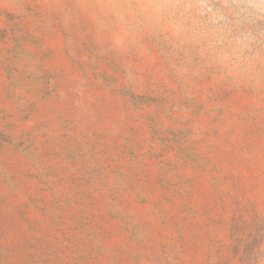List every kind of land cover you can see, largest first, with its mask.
<instances>
[{"label":"rangeland","instance_id":"obj_1","mask_svg":"<svg viewBox=\"0 0 264 264\" xmlns=\"http://www.w3.org/2000/svg\"><path fill=\"white\" fill-rule=\"evenodd\" d=\"M0 264H264V0H0Z\"/></svg>","mask_w":264,"mask_h":264}]
</instances>
